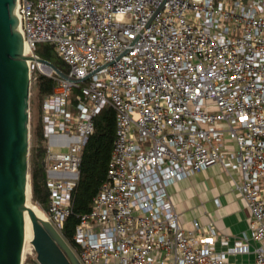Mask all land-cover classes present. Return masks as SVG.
Segmentation results:
<instances>
[{
  "label": "built area",
  "instance_id": "obj_1",
  "mask_svg": "<svg viewBox=\"0 0 264 264\" xmlns=\"http://www.w3.org/2000/svg\"><path fill=\"white\" fill-rule=\"evenodd\" d=\"M14 11L24 55L49 43L82 78L27 59L30 79L54 78L40 104L44 218L60 235L93 117L114 112L105 180L69 245L78 262L233 264L252 253L264 264V0H15ZM215 164L249 212L231 246L213 223L185 228L166 191Z\"/></svg>",
  "mask_w": 264,
  "mask_h": 264
},
{
  "label": "water",
  "instance_id": "obj_2",
  "mask_svg": "<svg viewBox=\"0 0 264 264\" xmlns=\"http://www.w3.org/2000/svg\"><path fill=\"white\" fill-rule=\"evenodd\" d=\"M14 8L15 0H0V264H22L25 215L32 231L29 245L37 264H80L51 223L26 204V195L30 197L27 59L45 64L63 78H82L69 77L45 58L24 55Z\"/></svg>",
  "mask_w": 264,
  "mask_h": 264
},
{
  "label": "trees",
  "instance_id": "obj_3",
  "mask_svg": "<svg viewBox=\"0 0 264 264\" xmlns=\"http://www.w3.org/2000/svg\"><path fill=\"white\" fill-rule=\"evenodd\" d=\"M44 43L42 48H40V53L37 52V54L54 63L62 71L67 72L66 64L55 55L52 45ZM37 47L38 44L36 50H38ZM32 80L36 89L37 114L36 121L32 125L34 143L30 147L29 194L32 203L42 209H46L48 188L43 163L45 150V143L43 142H45V138L40 122V104L44 95L52 90L54 78L38 72ZM74 90L75 92L78 91V87H74L72 91ZM93 124L94 130L88 135L82 149L79 177L72 191L70 211L61 230V236L70 246H73L72 235L78 216L89 211L92 197L95 195L99 185L105 180L115 128L114 112L111 106H104L93 117ZM30 264L37 263L32 260Z\"/></svg>",
  "mask_w": 264,
  "mask_h": 264
},
{
  "label": "crops",
  "instance_id": "obj_4",
  "mask_svg": "<svg viewBox=\"0 0 264 264\" xmlns=\"http://www.w3.org/2000/svg\"><path fill=\"white\" fill-rule=\"evenodd\" d=\"M166 191L185 228H190L192 220L203 224L213 223L216 232L227 238V246L247 233L249 212L245 202L233 188L229 175L219 165L178 178L167 185ZM225 248V245L216 242L217 251ZM228 261L233 264H254V256L252 253L228 256Z\"/></svg>",
  "mask_w": 264,
  "mask_h": 264
},
{
  "label": "rangeland",
  "instance_id": "obj_5",
  "mask_svg": "<svg viewBox=\"0 0 264 264\" xmlns=\"http://www.w3.org/2000/svg\"><path fill=\"white\" fill-rule=\"evenodd\" d=\"M43 44L45 43H39L38 44V50L35 49V52H39L41 51L40 48H42ZM48 44V43H47ZM53 48V47H52ZM55 55H57L55 53ZM61 61H63L59 56H57ZM64 62V61H63ZM65 64V63H64ZM73 93H75L74 91H71V95H73ZM36 103H37V96H36V89H35V84L33 83V80L30 79V86H29V153H28V184H29V171H30V158H31V154H30V147L31 145L34 143V136L32 133V125L35 123L36 121V114H37V107H36ZM45 143V142H43ZM55 149H59V150H64L63 147H54ZM30 196V194H29ZM27 200L28 205H30V209H32L34 211L35 214H38L39 216H45L44 215V211L45 209H42L41 207H39L38 205L34 204L31 202L30 197L28 198L27 196ZM35 260V253L33 251V249L31 248V246L28 244V246L23 250V259H22V264H30V261Z\"/></svg>",
  "mask_w": 264,
  "mask_h": 264
},
{
  "label": "bare ground",
  "instance_id": "obj_6",
  "mask_svg": "<svg viewBox=\"0 0 264 264\" xmlns=\"http://www.w3.org/2000/svg\"><path fill=\"white\" fill-rule=\"evenodd\" d=\"M23 51H24V53H27L28 48H27L26 45H24ZM27 196H28V194L26 195V197ZM26 204H27V206L30 207V205H28V200H26ZM36 215L39 216L38 214H36ZM39 217L42 218V219H45L44 216H39ZM31 236H32V231H31L30 222H29L28 216L25 215V219H24V241H23V250L28 246V244H29V242L31 240Z\"/></svg>",
  "mask_w": 264,
  "mask_h": 264
}]
</instances>
